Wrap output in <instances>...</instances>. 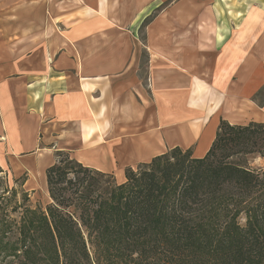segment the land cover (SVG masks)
<instances>
[{
	"label": "crops",
	"instance_id": "obj_1",
	"mask_svg": "<svg viewBox=\"0 0 264 264\" xmlns=\"http://www.w3.org/2000/svg\"><path fill=\"white\" fill-rule=\"evenodd\" d=\"M159 1L77 0L87 18L69 25L68 0H0V16L13 15L0 35L15 47L0 68V161L46 178L64 152L121 184L127 168L174 148L203 158L222 121L264 123L259 55L214 39L196 0L144 24Z\"/></svg>",
	"mask_w": 264,
	"mask_h": 264
},
{
	"label": "trees",
	"instance_id": "obj_2",
	"mask_svg": "<svg viewBox=\"0 0 264 264\" xmlns=\"http://www.w3.org/2000/svg\"><path fill=\"white\" fill-rule=\"evenodd\" d=\"M230 144L263 148L264 124L222 121L203 158L174 148L127 168L123 184L59 152L47 214L7 264H264V170L223 158Z\"/></svg>",
	"mask_w": 264,
	"mask_h": 264
},
{
	"label": "rangeland",
	"instance_id": "obj_3",
	"mask_svg": "<svg viewBox=\"0 0 264 264\" xmlns=\"http://www.w3.org/2000/svg\"><path fill=\"white\" fill-rule=\"evenodd\" d=\"M176 1L177 0L159 1L156 8L145 17L143 21L144 24L152 21L156 15L165 11L168 7H171ZM196 1L198 5H202L199 7L198 11H201L203 7H205V9L196 15L195 21L214 24L213 31H211L214 34V39L218 38L222 41L227 40L229 49L234 48L232 47L233 45H238L239 48L246 53L244 54L245 58L251 56L253 51L255 54L259 55L260 63H257V66L255 65V78L259 79L257 82L261 89L255 96V102L263 106L264 0ZM76 3L77 0H68L69 13L63 20L68 22L69 25L87 18L83 14V10L87 9L86 6L82 8V6L76 5ZM210 7L213 8V15L209 14L208 8ZM45 17L49 16L45 14L37 16L38 20L42 19L43 21ZM16 18H18V16H16ZM12 19L13 15L0 16V21L7 22ZM59 21L60 19H58V22ZM21 22L27 23L28 18L21 16ZM208 33L210 32H207L206 37L211 36ZM21 35L22 37H28V32L22 31ZM13 42L14 36L11 32L7 31L4 35H0V68L3 65L2 62L12 61L13 50L15 49ZM43 49L44 48H40V50ZM32 50L34 51L35 49L33 48ZM28 52L29 51H27V54ZM146 59L147 56L146 53H144L143 61L145 62ZM10 62L5 64L11 65ZM239 63L234 62L232 65H239ZM255 63L256 61L254 64ZM246 64L245 62V66ZM9 69L12 70L11 67ZM220 155L228 159L229 162H233L243 168L252 171L264 170V147L257 146L256 148L248 150L244 146H232L230 144ZM12 161L13 160L0 161V264H7L18 260L21 253L17 250L20 246L18 240L22 238L25 230L27 235L32 234L35 226L41 223L42 217L47 214V208L51 203L47 177L45 178V175L43 176L42 173L33 177L27 172L24 173L19 171L13 166ZM114 178L118 183L115 176ZM245 207L250 209V206ZM247 218V214L242 212L239 217L240 225H245ZM31 223L34 224V226H32ZM14 250H16L15 253ZM105 256L107 255L105 254ZM93 264H97V260H95ZM116 264H138V262L132 260H126V262H124L123 260L117 259Z\"/></svg>",
	"mask_w": 264,
	"mask_h": 264
}]
</instances>
